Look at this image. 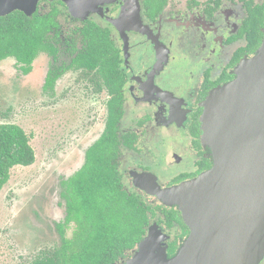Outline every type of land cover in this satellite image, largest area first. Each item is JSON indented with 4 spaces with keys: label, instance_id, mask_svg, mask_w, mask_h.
<instances>
[{
    "label": "flooded vegetation",
    "instance_id": "flooded-vegetation-1",
    "mask_svg": "<svg viewBox=\"0 0 264 264\" xmlns=\"http://www.w3.org/2000/svg\"><path fill=\"white\" fill-rule=\"evenodd\" d=\"M169 6L170 0H100L70 8L62 0H38L30 16L19 13L42 19L40 36L51 48L38 51L28 65L12 57L0 62L15 61L23 77H35L46 92L66 74L82 73L87 84H95L108 98L103 134L113 96L99 66L78 68L72 62L87 41L106 42L111 54L101 50L102 57L105 52V61L114 59L113 79L121 83L115 165L123 190L147 206V200L159 201L136 188L131 173L151 174L167 188L211 167L200 140L202 102L214 88L232 80L236 66L255 53L264 27L263 22L256 35L261 36L258 47L250 52L251 13L257 7L264 14V0H185L172 13ZM124 125L131 129L125 132ZM160 215L157 221L150 217L144 237L156 222L169 237L166 253L173 255L189 231L180 213L181 227H167L166 215ZM138 244L120 262L129 259Z\"/></svg>",
    "mask_w": 264,
    "mask_h": 264
},
{
    "label": "water",
    "instance_id": "water-1",
    "mask_svg": "<svg viewBox=\"0 0 264 264\" xmlns=\"http://www.w3.org/2000/svg\"><path fill=\"white\" fill-rule=\"evenodd\" d=\"M37 1L0 0V17L16 11L30 16ZM62 1L75 8L100 0ZM201 107L208 170L167 188L151 174L131 173L136 188L180 213L188 236L168 255V237L154 223L124 264H260L264 259V27L255 53L236 66L232 80L210 91Z\"/></svg>",
    "mask_w": 264,
    "mask_h": 264
},
{
    "label": "trees",
    "instance_id": "trees-1",
    "mask_svg": "<svg viewBox=\"0 0 264 264\" xmlns=\"http://www.w3.org/2000/svg\"><path fill=\"white\" fill-rule=\"evenodd\" d=\"M250 21V52L258 47L257 32L264 22L262 8H253ZM254 18V19H253ZM37 16L29 19L19 12L0 18V62L12 57L27 65L38 51L51 46L40 32L44 27ZM256 41L254 42V40ZM85 44V43H84ZM111 47L104 41L89 40L72 65L92 69L99 66L105 85L113 98L108 103V117L101 137L85 152L82 167L61 183L60 199L65 209L63 223L56 224L60 245L39 254L30 264H120L125 253L133 250L145 235L149 219L159 212L166 215L167 227L178 223L179 212L151 208L134 194L126 193L115 165L118 153L117 127L121 117L119 81L113 79L115 61H105ZM49 85V84H48ZM52 85V84H50ZM31 137L13 124L0 125V191L14 167H29L35 162ZM71 228V238L66 230Z\"/></svg>",
    "mask_w": 264,
    "mask_h": 264
},
{
    "label": "rangeland",
    "instance_id": "rangeland-1",
    "mask_svg": "<svg viewBox=\"0 0 264 264\" xmlns=\"http://www.w3.org/2000/svg\"><path fill=\"white\" fill-rule=\"evenodd\" d=\"M181 1L170 0L167 11L180 10L175 6ZM34 78L23 77L15 61L0 63V125L19 126L31 137L35 154L33 165L10 170L0 191V264H30L60 245L55 226L65 218L61 183L82 167L86 150L102 134L106 120V94L87 84L82 73L66 74L47 92ZM147 203L151 208L163 206ZM159 219L157 212L154 220ZM65 235L71 238L72 229Z\"/></svg>",
    "mask_w": 264,
    "mask_h": 264
},
{
    "label": "bare ground",
    "instance_id": "bare-ground-1",
    "mask_svg": "<svg viewBox=\"0 0 264 264\" xmlns=\"http://www.w3.org/2000/svg\"><path fill=\"white\" fill-rule=\"evenodd\" d=\"M207 114H208V113H207ZM207 114H206V116L204 117V130H206V127H207V123H206ZM204 139H206V136L204 137ZM184 214H185L186 222H187L188 224H190L191 226H193V224H192V222H191V220H190V217H189V215H188V213H187L186 210H184Z\"/></svg>",
    "mask_w": 264,
    "mask_h": 264
}]
</instances>
